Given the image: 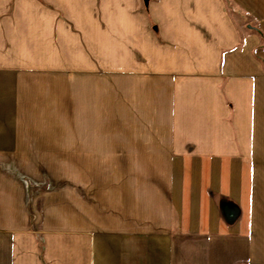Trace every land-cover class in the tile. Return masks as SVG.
<instances>
[{
	"label": "crops",
	"instance_id": "obj_1",
	"mask_svg": "<svg viewBox=\"0 0 264 264\" xmlns=\"http://www.w3.org/2000/svg\"><path fill=\"white\" fill-rule=\"evenodd\" d=\"M41 1L93 56L31 68L36 0H0V264H259L264 0ZM99 49L120 125L98 122Z\"/></svg>",
	"mask_w": 264,
	"mask_h": 264
},
{
	"label": "rangeland",
	"instance_id": "obj_2",
	"mask_svg": "<svg viewBox=\"0 0 264 264\" xmlns=\"http://www.w3.org/2000/svg\"><path fill=\"white\" fill-rule=\"evenodd\" d=\"M44 10H49L53 12L54 8L41 0H36L34 7L35 25H34L33 37H32V41L34 45V57H33V67L31 68L34 69L61 68L67 70L68 73L72 72L71 74H73V70L87 67L85 63L89 62V59L93 56L88 47L89 43L85 42L83 38H80L77 35V33L75 34L73 25L69 24L70 22L68 21V19L59 15L56 16L57 14H55L54 17H49ZM229 10L231 14L234 16L235 20L237 21L243 20L240 19L239 14L235 11V9L231 5L229 6ZM61 28H63L64 30L63 32H60ZM75 37L76 39H74ZM113 52L116 59L119 51H113ZM97 57H98L97 69H98V75L100 76L99 80L97 81L98 82L97 90L99 91L97 103H98V110L102 112L99 113L98 122L100 123L101 121L106 120L103 115H106L108 117L107 118L108 121L110 116L112 115V121L119 122L116 123L115 125H120L122 119L121 117L122 108L123 106H125L124 103L125 99L122 96L123 83L121 80V73H120L121 67L115 64L114 74L109 75L110 79H106L103 77L106 75L102 72L103 70L101 69L109 68V67H105L104 65L101 66L99 63L101 61L100 58L105 57V50L99 49L97 53ZM72 91H73V83L66 82L65 90H64V92H66V97L64 100L65 117L66 120L71 123L73 122V113L76 105L75 99L73 97H69V93L71 95ZM128 100L135 102L137 101L136 99L133 100L132 98ZM59 104H61V100L59 101ZM127 105L131 106L132 103L131 102L129 103L128 101ZM59 108L62 109V104L60 105ZM111 132L115 133V131H111ZM130 132L133 133L137 131H130ZM105 133H106L105 131H99V138L102 137V134ZM107 164H109L110 166V163L107 162L97 163L96 170L94 172L95 176L97 175L98 177V181L101 184L103 183V185H104V180H106L104 179L105 176L104 167H106ZM113 165L120 166L121 163H114ZM109 166L108 169L110 168ZM112 173L116 180L121 175L120 169L114 170ZM112 173L109 174L108 172V176H112ZM33 179H29V177L22 178L26 186H29L30 184L34 183L33 189H37L36 186L40 187L38 189H50L51 186L53 185V183L50 184L47 182L48 178L45 179L44 183L41 182L40 179H37L35 177H33ZM65 180L66 182L63 183L65 185L64 187L73 186L72 178H66ZM261 191L264 192V189H261ZM259 243L261 244L260 246L264 249V241ZM259 264H264V258L259 259Z\"/></svg>",
	"mask_w": 264,
	"mask_h": 264
},
{
	"label": "water",
	"instance_id": "obj_3",
	"mask_svg": "<svg viewBox=\"0 0 264 264\" xmlns=\"http://www.w3.org/2000/svg\"><path fill=\"white\" fill-rule=\"evenodd\" d=\"M149 2L150 0H144L145 6L148 7L149 6Z\"/></svg>",
	"mask_w": 264,
	"mask_h": 264
}]
</instances>
